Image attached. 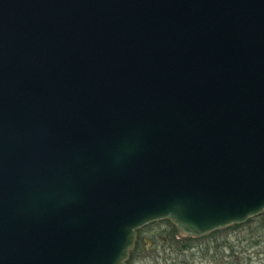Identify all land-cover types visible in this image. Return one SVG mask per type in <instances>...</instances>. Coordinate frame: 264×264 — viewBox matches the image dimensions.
Wrapping results in <instances>:
<instances>
[{"label":"water","instance_id":"water-1","mask_svg":"<svg viewBox=\"0 0 264 264\" xmlns=\"http://www.w3.org/2000/svg\"><path fill=\"white\" fill-rule=\"evenodd\" d=\"M263 210L264 0H0V264Z\"/></svg>","mask_w":264,"mask_h":264},{"label":"rangeland","instance_id":"rangeland-1","mask_svg":"<svg viewBox=\"0 0 264 264\" xmlns=\"http://www.w3.org/2000/svg\"><path fill=\"white\" fill-rule=\"evenodd\" d=\"M173 230L166 218L146 223L129 264H264V212L190 238Z\"/></svg>","mask_w":264,"mask_h":264},{"label":"trees","instance_id":"trees-1","mask_svg":"<svg viewBox=\"0 0 264 264\" xmlns=\"http://www.w3.org/2000/svg\"><path fill=\"white\" fill-rule=\"evenodd\" d=\"M263 212H264V210L261 213H263ZM167 221H169V220L167 219ZM169 222L172 224V226L174 228V230H173L174 233L173 234H177L178 233V229L176 228V226L171 221H169ZM139 238L140 237L137 238V240L135 242V247L131 250V253L130 254H132V252L135 249H137L139 247V245H141V242H140ZM181 238L184 239L185 237H181ZM186 238H190V236H186Z\"/></svg>","mask_w":264,"mask_h":264},{"label":"flooded vegetation","instance_id":"flooded-vegetation-1","mask_svg":"<svg viewBox=\"0 0 264 264\" xmlns=\"http://www.w3.org/2000/svg\"><path fill=\"white\" fill-rule=\"evenodd\" d=\"M144 225H145V224H144ZM144 225H143V226H144ZM143 226L137 228V230H136V239H135V242H136L137 238L140 237V236H139V235H140V230L142 229ZM134 247H135V245H134ZM134 247H133V248H134ZM133 248H132V249H133ZM132 249H131V250H132ZM131 250H130V252H129V256H130ZM126 264H129V257H128V259L126 260Z\"/></svg>","mask_w":264,"mask_h":264}]
</instances>
